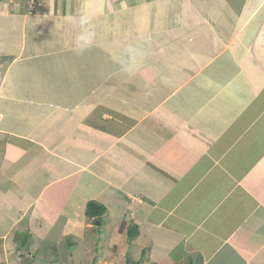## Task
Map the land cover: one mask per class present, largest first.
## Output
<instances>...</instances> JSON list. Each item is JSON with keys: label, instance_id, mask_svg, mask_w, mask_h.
Wrapping results in <instances>:
<instances>
[{"label": "crops", "instance_id": "1", "mask_svg": "<svg viewBox=\"0 0 264 264\" xmlns=\"http://www.w3.org/2000/svg\"><path fill=\"white\" fill-rule=\"evenodd\" d=\"M0 264H264V0L0 2Z\"/></svg>", "mask_w": 264, "mask_h": 264}, {"label": "rangeland", "instance_id": "2", "mask_svg": "<svg viewBox=\"0 0 264 264\" xmlns=\"http://www.w3.org/2000/svg\"><path fill=\"white\" fill-rule=\"evenodd\" d=\"M101 221H106V218H105V219L103 218L102 220L96 222V226H97L96 228H98L96 231L99 232V233H102V232L104 231V229L101 228V226H99V225L101 224ZM99 223H100V224H99ZM104 223H105V222H104ZM107 239H108V237L105 238L106 241H108ZM69 243H73V244H75V241L68 240L67 242H64V243H58V242H55V243L53 244V246H54V247L57 246V249H59V251L62 252L63 257H64L65 260H67V261H68V260L71 261L70 259H71V257L73 256L74 258H76V261H77V260L80 261V260H81V254H82V252L84 251V249H87V247H88V245H86V244H87V241H83V242H82L80 245H78V246H77V243H76L72 248H69V246H68ZM135 251H136V250H135ZM130 252H131V251H130ZM136 252H137V251H136ZM133 254H135V253H132V254H131L132 257H134ZM126 258H128V257L124 256V261L126 260ZM83 259L86 260L85 257H83ZM57 260H58V259H57ZM122 262H123V258H122Z\"/></svg>", "mask_w": 264, "mask_h": 264}, {"label": "trees", "instance_id": "3", "mask_svg": "<svg viewBox=\"0 0 264 264\" xmlns=\"http://www.w3.org/2000/svg\"><path fill=\"white\" fill-rule=\"evenodd\" d=\"M2 1L4 0H0V2ZM106 212H107V208L104 205H102L99 202L92 201L87 205L86 216L91 219L93 218L95 222H97L103 219ZM138 235H139L138 226L132 225L128 229V242L130 243L134 242L138 237Z\"/></svg>", "mask_w": 264, "mask_h": 264}, {"label": "clouds", "instance_id": "4", "mask_svg": "<svg viewBox=\"0 0 264 264\" xmlns=\"http://www.w3.org/2000/svg\"><path fill=\"white\" fill-rule=\"evenodd\" d=\"M87 21V17H84L82 19V23H85ZM92 42V33L90 32H82L80 35L76 38V51L77 53H82Z\"/></svg>", "mask_w": 264, "mask_h": 264}]
</instances>
